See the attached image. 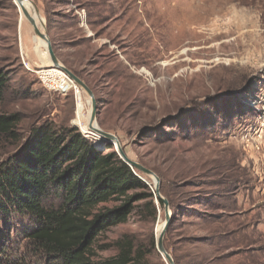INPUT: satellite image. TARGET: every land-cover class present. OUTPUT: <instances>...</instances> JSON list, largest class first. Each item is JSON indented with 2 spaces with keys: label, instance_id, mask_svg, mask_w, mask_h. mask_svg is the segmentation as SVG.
Instances as JSON below:
<instances>
[{
  "label": "rangeland",
  "instance_id": "1",
  "mask_svg": "<svg viewBox=\"0 0 264 264\" xmlns=\"http://www.w3.org/2000/svg\"><path fill=\"white\" fill-rule=\"evenodd\" d=\"M30 1L60 63L94 93L98 127L160 179L171 214L163 248L174 264H264V0ZM19 20L13 0H0V71L8 75L0 114L20 117L19 140L2 142L0 164L41 126L77 128L120 158L113 141L75 124L74 92L42 83L38 73L53 64ZM82 98L88 118L91 99ZM137 176L148 189L131 190L128 219L96 237V264L122 248L138 264H170L159 249L165 207L151 178ZM29 224L22 214L0 216V262L63 264L26 238Z\"/></svg>",
  "mask_w": 264,
  "mask_h": 264
},
{
  "label": "trees",
  "instance_id": "2",
  "mask_svg": "<svg viewBox=\"0 0 264 264\" xmlns=\"http://www.w3.org/2000/svg\"><path fill=\"white\" fill-rule=\"evenodd\" d=\"M7 84V73L0 71V106ZM19 123L17 114H0V149L7 138L19 140ZM107 149L112 151L97 150L77 128H36L22 151L0 164V216L28 217L26 238L46 256L63 264H96L91 260L96 237L128 219L136 199L129 196L131 190L148 189L137 176L141 172L112 146ZM114 200L122 204L101 210L100 205ZM102 264L138 263L131 249L122 248L118 257Z\"/></svg>",
  "mask_w": 264,
  "mask_h": 264
},
{
  "label": "water",
  "instance_id": "3",
  "mask_svg": "<svg viewBox=\"0 0 264 264\" xmlns=\"http://www.w3.org/2000/svg\"><path fill=\"white\" fill-rule=\"evenodd\" d=\"M14 1L18 2V4H20L22 6L24 16L27 19V21L30 23V25L32 26L34 34L37 37L41 38L45 42V44L47 46V53L49 55V59H50L51 63L53 64V66L63 70L70 77V79L74 82L76 87L80 91L86 92L88 94V96L90 97L92 110H91L90 122H89V126H88L89 132L87 134L100 136L102 138L109 139V140L113 141L112 143L117 145L116 149L119 152L121 160H123L125 163H127L133 170H138L139 172H141L143 175H145L147 177H154L155 178V196H156L158 201H160V200L163 201L164 207H165V213H166V222L163 226V229H162L160 237H159V249L166 256V258L170 262V264H174L170 255L163 248V238H164V236L167 232V229L170 225L171 214H170V210H169V202L166 199H164L160 193V179L156 176V174L153 171L147 169L143 165H141V164L131 160L129 157H127L126 154L124 153V151L122 150V148L120 146V142L116 136L109 134V133H106L98 127L97 122H96L98 106H97V102H96L94 93L77 75H75L73 72L68 70L58 60L57 55L53 49L51 39L46 32L44 21L40 17L39 11H38L37 7L35 6V4L32 1L28 0V2L33 7V11L30 12L26 8H24V6H23V2L25 0H14ZM36 18L40 19L39 24H38V21Z\"/></svg>",
  "mask_w": 264,
  "mask_h": 264
},
{
  "label": "bare ground",
  "instance_id": "4",
  "mask_svg": "<svg viewBox=\"0 0 264 264\" xmlns=\"http://www.w3.org/2000/svg\"><path fill=\"white\" fill-rule=\"evenodd\" d=\"M13 2H14L15 6H16L18 12H19V19H20L19 21H20V24L22 25V23H23L24 20L27 21V19L24 16V13H23L22 6L20 4H18V2L14 1V0H13ZM23 6L28 11H30V12L33 11V7L28 2V0H25L23 2ZM36 19H37L38 24H39L40 23V19L39 18H36ZM35 37H36V39H39V40L43 41L41 38L37 37L36 35H35ZM39 49H43L42 51L40 50L41 51V52H39L40 54L46 55L47 46H46L45 42L42 43V42H39L37 40V50H39ZM27 67H28V65H27ZM43 70H44L43 73H46L47 72L49 75L50 74L55 75L54 72H59V70H57V69L52 70V71H46V72H45V69H43ZM78 92H80V93L76 97L78 102H77V112H76L75 124L78 125V126H80V128H81V130H82L83 133L87 134L89 132L88 126H89V122H90V117L86 118V115H84V109L85 108H84V103H83V98H82V91H80L78 89ZM150 178H151L152 182L155 184V178L154 177H150Z\"/></svg>",
  "mask_w": 264,
  "mask_h": 264
},
{
  "label": "built area",
  "instance_id": "5",
  "mask_svg": "<svg viewBox=\"0 0 264 264\" xmlns=\"http://www.w3.org/2000/svg\"><path fill=\"white\" fill-rule=\"evenodd\" d=\"M59 70V72H54L53 74H48L46 71H52V70ZM46 73H43V71L39 72V77L41 78L42 83L45 85V87L53 91L57 94H60L62 96H67L68 94L74 92L75 96L80 93L78 92V88L74 84V82L70 79V77L61 69L52 67L46 69Z\"/></svg>",
  "mask_w": 264,
  "mask_h": 264
}]
</instances>
